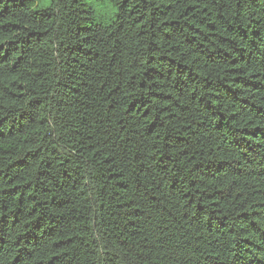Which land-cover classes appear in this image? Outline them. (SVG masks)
<instances>
[{
  "label": "trees",
  "instance_id": "obj_1",
  "mask_svg": "<svg viewBox=\"0 0 264 264\" xmlns=\"http://www.w3.org/2000/svg\"><path fill=\"white\" fill-rule=\"evenodd\" d=\"M0 0V264H264V0Z\"/></svg>",
  "mask_w": 264,
  "mask_h": 264
},
{
  "label": "rangeland",
  "instance_id": "obj_2",
  "mask_svg": "<svg viewBox=\"0 0 264 264\" xmlns=\"http://www.w3.org/2000/svg\"><path fill=\"white\" fill-rule=\"evenodd\" d=\"M94 12V19L89 24L109 25L116 20L117 8L112 0H83Z\"/></svg>",
  "mask_w": 264,
  "mask_h": 264
}]
</instances>
